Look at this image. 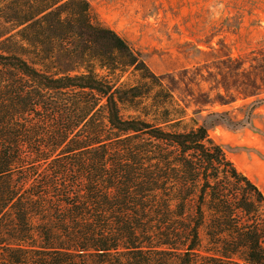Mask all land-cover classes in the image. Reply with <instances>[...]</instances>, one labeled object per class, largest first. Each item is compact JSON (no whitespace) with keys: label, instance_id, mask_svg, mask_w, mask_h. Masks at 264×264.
I'll use <instances>...</instances> for the list:
<instances>
[{"label":"trees","instance_id":"16d2710c","mask_svg":"<svg viewBox=\"0 0 264 264\" xmlns=\"http://www.w3.org/2000/svg\"><path fill=\"white\" fill-rule=\"evenodd\" d=\"M0 1V264H264L222 112L189 117L87 0Z\"/></svg>","mask_w":264,"mask_h":264},{"label":"rangeland","instance_id":"374dc122","mask_svg":"<svg viewBox=\"0 0 264 264\" xmlns=\"http://www.w3.org/2000/svg\"><path fill=\"white\" fill-rule=\"evenodd\" d=\"M87 1L93 17L140 54L189 117L202 122L222 112L230 120L209 134L264 193V0ZM145 72L124 78L142 81ZM153 95L142 99V110L156 104Z\"/></svg>","mask_w":264,"mask_h":264}]
</instances>
